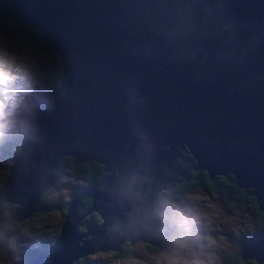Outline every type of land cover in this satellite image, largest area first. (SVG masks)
<instances>
[{
	"label": "water",
	"instance_id": "water-1",
	"mask_svg": "<svg viewBox=\"0 0 264 264\" xmlns=\"http://www.w3.org/2000/svg\"><path fill=\"white\" fill-rule=\"evenodd\" d=\"M9 1L55 51L60 74L8 157L0 202L19 206L0 221L39 208L64 155L110 170L82 189L91 202L81 214L71 198L53 241L26 264H71L126 240L163 243L175 224L159 191L186 175L175 155L185 147L210 179L229 171L251 186L264 213V0ZM91 209L101 222L79 232ZM238 255L263 262L264 228Z\"/></svg>",
	"mask_w": 264,
	"mask_h": 264
},
{
	"label": "rangeland",
	"instance_id": "rangeland-1",
	"mask_svg": "<svg viewBox=\"0 0 264 264\" xmlns=\"http://www.w3.org/2000/svg\"><path fill=\"white\" fill-rule=\"evenodd\" d=\"M6 1L0 0V50L28 65L35 77V87L26 98L27 107L15 118L13 131L0 139V152L11 149L16 140L19 141L18 136L25 132L27 124L40 116V112H36L48 103L52 81L60 74L59 60L57 58L54 63V50L47 42L21 38L17 33L15 16L8 10ZM10 151L16 152L15 149ZM8 163L6 158L0 156V183L5 180L3 178ZM65 170L67 173L59 177L57 173L59 181L47 191V195L57 203L68 200L75 185L80 184L78 178L68 173V165ZM227 195L231 196V193ZM227 195L194 190L181 194L173 203L166 202L164 210L170 214V219L177 227L175 235L168 240L167 250H150L136 243L124 251L121 257L113 256L106 250L94 251L86 254L82 261H74L72 264H227L221 259V253L231 251L237 236L255 230L259 220L255 213L249 211L247 201L243 208L229 207L227 204L230 199ZM38 209L22 217V223L17 227L12 225L13 222H1L0 264H21L23 259L27 263L36 256L37 250L46 247L51 241L61 219L59 210L55 207ZM36 211L39 213L36 214ZM181 215L191 223L188 232L176 225Z\"/></svg>",
	"mask_w": 264,
	"mask_h": 264
},
{
	"label": "trees",
	"instance_id": "trees-1",
	"mask_svg": "<svg viewBox=\"0 0 264 264\" xmlns=\"http://www.w3.org/2000/svg\"><path fill=\"white\" fill-rule=\"evenodd\" d=\"M8 10L15 16L14 17V25L17 33L21 36V38H27L31 40H35L40 42L44 41L40 38L39 36V30L37 28L28 26L27 24L21 22L10 1H6ZM45 42V41H44ZM49 47H51L49 45ZM57 55L53 51L52 53V58L54 60V63L57 61ZM58 79H59V74L53 79L52 81V87H51V93L50 97L48 98V102L52 99V94L56 90L57 84H58ZM40 108L37 110L36 113L40 112ZM38 115V114H37ZM38 118V117H37ZM19 139V136H18ZM166 146V145H165ZM169 147V146H166ZM19 145H18V140H16L15 144H13L11 149H5L4 151L0 152V156L3 158H6L7 162L9 161L7 158L10 156V154L13 151L10 150H16L18 151ZM185 147L184 149H178L175 153L176 155V160L177 162L183 166L186 170V175L183 176L179 173L176 174L177 181L176 183L170 187V188H164L160 190L159 192L162 195V200H161V205L164 207L166 202L173 203L176 201L177 197L180 196L181 194H184L188 191H204L208 193H213V192H219L221 194H228L231 193V196L227 195L230 199L229 203L227 204L231 208H243L246 204V201L249 204L250 210L253 213H255L258 217V225L257 228L247 234L244 235H238L237 240L235 241L234 247L231 249V251L228 252H223L221 253V259L227 264H264V260L262 263H257L253 258H243L241 259L238 255L239 248L241 246V243L244 238L247 236H251L255 234L257 231H259L261 228H264V213L257 207L255 195L253 192V189L251 186L247 187H240L238 183L236 182V179L232 173L229 171H226L224 173H217L213 178L208 177V173L205 169H195V158L194 155L187 151ZM10 152V153H8ZM15 153V152H13ZM179 154V155H178ZM10 162V161H9ZM9 164V163H8ZM68 165L69 171L68 173L76 178H78V181L80 184L75 185V189L71 192L70 197L68 200L64 202L57 203L55 202L56 200L53 199L51 196L47 195V191L49 188L46 190L41 191V193L37 196V203L36 207H39V211L42 209H48L50 207H55L58 208L59 213H60V221L59 224L57 225L55 229V233H58L60 230L61 224H62V218L66 209V206L68 202L73 198L72 196H76L79 200V205L76 208V211L79 212L80 210L84 209L86 206L90 205L91 202V197L90 195H86L83 193L82 189L85 188L88 185H91L99 180L102 179V177L106 173H110V170H107L105 165L101 162H96L93 160L89 159H83L80 160L76 163H73V157L71 155H64L61 157L60 162L57 163V168H58V177L60 174H66L65 172V167ZM10 170L6 168L4 178L3 180L7 177L8 173ZM59 181V180H58ZM3 181H1L0 184H2ZM64 183V182H62ZM61 183V184H62ZM55 187V185L53 186ZM52 188V187H51ZM14 203V204H13ZM18 203L17 202H9L8 200H3L0 202V217H3V215L7 212L8 209L14 208ZM30 213H33L31 211ZM36 214L39 213L38 211L35 212ZM24 219V218H23ZM85 219H93L94 222H98V224L101 222V217L97 214V212L93 209L89 210L88 212L85 213ZM13 222V226H19L22 222V219L14 220V219H7V220H1L0 221V226L1 222ZM178 226V224H176ZM77 229L79 231L85 230V226L82 223L77 224ZM177 231V227L175 228L174 232ZM171 238V237H170ZM169 238V240H170ZM128 241V240H126ZM137 241H142V243H145L147 247H150L152 250L154 249H163L167 250L168 249V241H164L163 243H160L158 245H148L151 243H148L143 240H137ZM125 242V241H124ZM122 242L120 244V250H111L107 249V252H111L113 256H123L124 251H127L133 244H129V241L126 243ZM136 242V241H135ZM144 245V246H145ZM146 247V246H145ZM146 247V248H147ZM86 256V255H85ZM85 256L79 257L76 259L77 261H82ZM23 264H26L25 261L23 260Z\"/></svg>",
	"mask_w": 264,
	"mask_h": 264
},
{
	"label": "clouds",
	"instance_id": "clouds-1",
	"mask_svg": "<svg viewBox=\"0 0 264 264\" xmlns=\"http://www.w3.org/2000/svg\"><path fill=\"white\" fill-rule=\"evenodd\" d=\"M34 87L35 77L28 65L0 50V139L15 128V118L27 107L26 98L31 95ZM178 224L185 232L191 228L190 221L183 215L180 216ZM53 236L46 247L53 241ZM46 247L37 250L35 255Z\"/></svg>",
	"mask_w": 264,
	"mask_h": 264
},
{
	"label": "flooded vegetation",
	"instance_id": "flooded-vegetation-1",
	"mask_svg": "<svg viewBox=\"0 0 264 264\" xmlns=\"http://www.w3.org/2000/svg\"><path fill=\"white\" fill-rule=\"evenodd\" d=\"M161 200H162V198L160 199V201H159V203H158V208H159V210L162 212V213H166L165 212V210H164V207L161 205ZM78 205H79V201H78ZM87 207V206H86ZM86 207L84 208V209H82V210H80L79 211V214H81L85 209H86ZM168 214V218L170 219L171 218V216H170V214L169 213H167ZM82 218V219H81ZM80 219H81V221L84 223V226H85V228L86 227H88V229H87V232H88V230L89 229H91V228H93V227H95L96 225H98V222H94V220L93 219H85V213H84V215L81 217ZM177 224H178V222H176ZM179 225V224H178ZM175 230V229H174ZM174 230L170 233V235L168 236V238L165 240V241H168L169 240V238L170 237H173L174 235H175V233L177 232H174ZM79 231V230H78ZM84 231V230H83ZM79 232H82V231H79ZM86 232V237L89 235L88 233ZM126 243L128 242V241H125ZM124 242V243H125ZM136 243H140L141 245H145V243H142V241H134V242H132V243H130V245L131 244H136ZM148 245H152V244H148ZM146 247H147V245H145ZM145 247V248H146ZM148 249H150V250H152L150 247H147ZM75 261H77V260H75ZM74 262V261H73ZM72 262V263H73ZM71 263V264H72ZM21 264H23V261H22V263Z\"/></svg>",
	"mask_w": 264,
	"mask_h": 264
}]
</instances>
